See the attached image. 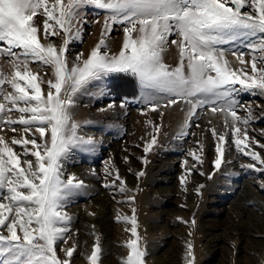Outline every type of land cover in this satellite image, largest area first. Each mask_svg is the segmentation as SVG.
Returning <instances> with one entry per match:
<instances>
[{"label":"snow or ice","instance_id":"1","mask_svg":"<svg viewBox=\"0 0 264 264\" xmlns=\"http://www.w3.org/2000/svg\"><path fill=\"white\" fill-rule=\"evenodd\" d=\"M90 7L104 14L100 39L87 56L77 53L70 65L69 47L82 41ZM117 25L123 37L114 53L108 39ZM172 46L179 54L175 66L165 63L162 55ZM229 54L239 68H233ZM33 64L51 68L52 76L45 80L47 73L34 72ZM119 75L137 81L139 97L131 102L141 105L142 115L151 111L163 116L161 108L179 103L190 106L174 139L194 134L189 129L199 109L223 116L225 131L208 129L216 140L209 179L232 163L225 158L231 145L237 154L264 165V157L252 147L259 142L248 133L252 108L238 99L242 92L264 96V0H0V132H4L0 135V264H71L76 245L59 247L71 239L72 217L64 209L86 185L67 174L65 164L73 149L92 151L97 143L81 134L73 109L80 95L110 94L109 80ZM128 103L125 98L119 106ZM116 107L113 100L99 111ZM241 108L246 115L239 114ZM146 123L153 131L144 143L145 154L158 144L161 130L151 119ZM5 128L13 133L10 138ZM197 144L202 152L203 144ZM187 155L194 162L185 159L183 165L191 173L203 161L195 149ZM143 162H148L146 157ZM109 165L105 161L106 178L113 179L104 187L125 193L119 170ZM144 175L143 170L136 173L137 179ZM185 179L180 177L182 186ZM203 187H197L198 194ZM127 201L134 202L135 196ZM120 221L130 225L125 229L130 238L122 264H146L136 209L131 216L118 214ZM193 248L189 241L188 264H194ZM101 253L97 238L87 257L90 264H99Z\"/></svg>","mask_w":264,"mask_h":264},{"label":"rangeland","instance_id":"2","mask_svg":"<svg viewBox=\"0 0 264 264\" xmlns=\"http://www.w3.org/2000/svg\"><path fill=\"white\" fill-rule=\"evenodd\" d=\"M86 18L82 41L69 47L70 65L77 53L87 56L100 39L104 14L90 7ZM97 19L99 23L94 22ZM122 37L121 27L117 25L108 39L112 52H118ZM53 39L57 44L61 42L59 37ZM162 55L167 64L175 66L178 62L179 54L174 46ZM227 59L232 61L233 68L240 67L230 54ZM31 68L41 75L46 72L45 80L52 76L51 68L39 64ZM4 71L7 74L10 69L6 67ZM43 87L46 91V85ZM109 88L111 95L101 97L95 91L92 95H80L73 109L75 119L81 123V134L94 137L97 143L92 151L73 149L65 164L66 173L74 174L86 185L71 196L64 209L72 217L71 239L67 244L60 242L59 247L76 245L71 264H90L87 257L97 238L102 249L99 264H122L127 255L125 242L130 238V232L125 229L130 225L117 222V215L131 216L133 207L147 250L146 264H188L189 241L194 246V264H264V171L256 170L264 165L237 154L231 145L225 158L232 163L224 164L208 178L213 171L216 144L208 129L225 131L223 116L199 109L189 129L194 134L174 139L187 116L190 107L187 103L161 108L163 116L151 111L142 115L141 105L131 102L139 97L134 78L124 75L110 78ZM125 98L130 103L121 108L119 105ZM238 99L241 105L252 108L254 118L248 125V133L259 142L252 145L253 149L264 157V148L259 146L264 144V96L242 92ZM113 100L117 105L114 110L99 111ZM239 114L246 115L243 108ZM149 119L161 125V130L158 144L145 154L144 143L153 131L152 125L146 123ZM197 123L199 127H195ZM5 132L8 138L13 135L7 128ZM227 139L230 145V130ZM197 141L203 144L202 152ZM14 147L20 151L18 146ZM191 149L196 150L203 163L188 173L183 161L194 162L187 155ZM105 161L119 170L125 181V193L104 187L113 179L106 178ZM248 163H254L256 168L241 167ZM141 170L145 175L137 179L136 173ZM182 175L186 178L184 186L180 182ZM200 185L204 187L198 194L196 189ZM129 196H135V201L128 202ZM58 254L64 258L62 251Z\"/></svg>","mask_w":264,"mask_h":264},{"label":"crops","instance_id":"3","mask_svg":"<svg viewBox=\"0 0 264 264\" xmlns=\"http://www.w3.org/2000/svg\"><path fill=\"white\" fill-rule=\"evenodd\" d=\"M111 95V94H110Z\"/></svg>","mask_w":264,"mask_h":264}]
</instances>
